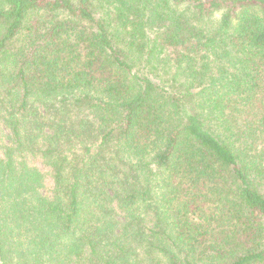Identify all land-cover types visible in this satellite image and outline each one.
<instances>
[{"label": "trees", "instance_id": "1", "mask_svg": "<svg viewBox=\"0 0 264 264\" xmlns=\"http://www.w3.org/2000/svg\"><path fill=\"white\" fill-rule=\"evenodd\" d=\"M0 264H264V0H0Z\"/></svg>", "mask_w": 264, "mask_h": 264}]
</instances>
